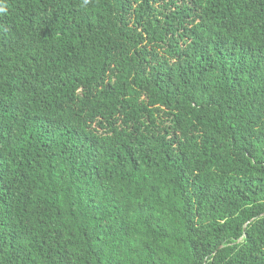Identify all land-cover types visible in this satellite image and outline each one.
I'll return each mask as SVG.
<instances>
[{"label": "trees", "instance_id": "obj_1", "mask_svg": "<svg viewBox=\"0 0 264 264\" xmlns=\"http://www.w3.org/2000/svg\"><path fill=\"white\" fill-rule=\"evenodd\" d=\"M0 264H264V0H0Z\"/></svg>", "mask_w": 264, "mask_h": 264}, {"label": "clouds", "instance_id": "obj_2", "mask_svg": "<svg viewBox=\"0 0 264 264\" xmlns=\"http://www.w3.org/2000/svg\"><path fill=\"white\" fill-rule=\"evenodd\" d=\"M85 2L87 3V2H88V0H85Z\"/></svg>", "mask_w": 264, "mask_h": 264}]
</instances>
